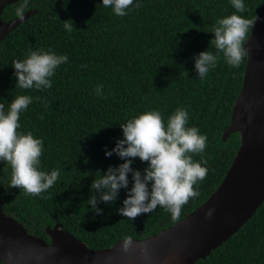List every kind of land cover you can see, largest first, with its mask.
<instances>
[{
	"label": "trees",
	"instance_id": "trees-1",
	"mask_svg": "<svg viewBox=\"0 0 264 264\" xmlns=\"http://www.w3.org/2000/svg\"><path fill=\"white\" fill-rule=\"evenodd\" d=\"M21 2L6 5L1 20L16 18L15 9ZM134 3L141 7L117 17L102 0H28L26 12H34L0 40V103L7 111L16 96L33 97V103L20 114V131H30L43 140L41 170L60 171L54 187L41 196H26L19 188L9 187L11 168L0 161V206L29 233L47 241L46 227L56 224L91 249L158 233L209 197L240 145L238 132L225 140L222 133L242 85L246 56L239 67L231 68L210 44L216 20L235 12L230 0ZM244 3L247 11L236 14L254 20L262 0ZM69 19L75 28L71 33L62 23ZM40 49L67 55L68 62L56 69L50 89L16 88L12 62ZM207 50L219 60L201 80L194 57ZM97 85H103L99 97ZM37 96L43 99L37 101ZM44 103L49 106L45 108ZM179 107L189 114L188 126L207 136L203 154L207 164L203 166L208 174L199 184L200 196L183 206L179 219L157 206L130 220L118 212L133 185L129 173L128 189H121L113 203L99 202L97 196V207L102 209L97 215L88 204L95 195L91 184L97 170L104 175L109 166L124 163L115 153L105 155V150L111 151L123 139L120 125L151 110L160 111L166 122ZM193 159L200 161L201 157ZM147 166L139 158L131 165L141 173ZM194 264H264V201L235 233Z\"/></svg>",
	"mask_w": 264,
	"mask_h": 264
},
{
	"label": "clouds",
	"instance_id": "clouds-1",
	"mask_svg": "<svg viewBox=\"0 0 264 264\" xmlns=\"http://www.w3.org/2000/svg\"><path fill=\"white\" fill-rule=\"evenodd\" d=\"M230 3L235 12L216 20L210 44L222 54L228 66L237 68L248 55L249 50L244 45L255 21L236 14L247 11L244 0H230ZM102 4L105 8L110 7L117 17L126 16L133 7H141L134 0H102ZM28 6V0H22L15 9L19 21L25 20ZM62 23L68 33L75 30L71 19ZM194 60L197 76L203 80L210 69L217 66L219 57L207 50L200 52ZM67 62V55H58L51 50H30L23 60L12 62L16 88L50 89L56 69ZM184 75L187 77L188 72L185 71ZM95 92L101 96L103 85H97ZM35 99L41 101L43 98L37 96ZM32 103L30 95L16 96L7 111L4 103H0V161L11 168L10 188H19L26 196H41L55 186L60 171H42L43 140L30 131H20V114ZM43 106L47 108L49 104L44 103ZM188 119L187 110L179 107L166 122L160 111L151 110L121 124L123 139L117 140L111 151L105 150V155L111 157L115 153L124 163L118 167L109 166L104 175L96 171L91 184L95 195L88 200L92 210L97 215L102 214V209L97 207V196L99 202L113 203L121 189H128V174L131 173L133 185L127 191L123 207L118 209L122 216L134 220L160 206L170 212L173 219H179L183 206L200 196L199 184L208 174V169L203 166L207 164L203 158L207 136L201 134L197 127H189ZM197 155L201 157L200 161L193 159ZM135 158L142 163L147 162L143 173L131 167ZM214 212L215 209H209L205 218L211 219Z\"/></svg>",
	"mask_w": 264,
	"mask_h": 264
},
{
	"label": "water",
	"instance_id": "water-1",
	"mask_svg": "<svg viewBox=\"0 0 264 264\" xmlns=\"http://www.w3.org/2000/svg\"><path fill=\"white\" fill-rule=\"evenodd\" d=\"M0 40L21 21L1 20ZM34 11H27L25 19ZM244 47L248 49L242 85L222 138L238 132L240 145L222 181L209 197L172 225L143 239L128 238L91 249L56 224L50 237L29 233L0 206V262L3 264H194L225 242L264 201V0ZM215 209L211 219L205 218Z\"/></svg>",
	"mask_w": 264,
	"mask_h": 264
}]
</instances>
